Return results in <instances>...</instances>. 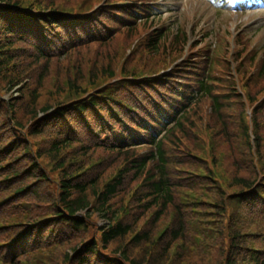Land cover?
<instances>
[{"label": "trees", "instance_id": "1", "mask_svg": "<svg viewBox=\"0 0 264 264\" xmlns=\"http://www.w3.org/2000/svg\"><path fill=\"white\" fill-rule=\"evenodd\" d=\"M76 15L79 14L61 8L57 0H0V94L4 89L10 90L22 83L25 75L30 81L41 83L47 76L49 60L60 55V46L64 49L76 48L79 39L80 43L91 41L87 39L95 29L94 25L98 26V23L92 17L80 20ZM180 30H155L147 39V49L155 51L156 54L160 53L170 35L169 45L179 47L185 40L184 32ZM92 37L91 35L90 38ZM67 42L73 45H64ZM38 65L42 68L32 71ZM28 69L31 70L30 73ZM106 72L107 78L114 77L113 70ZM87 74H80L79 78L75 76L68 82L74 90L71 96H77L76 99L80 100L79 103L70 105L72 108L65 103L58 104L54 109L51 105L39 107L36 102L39 87L36 85L30 92V103L22 110L16 108L14 101L4 103L0 99V203L13 196L12 204L23 203L24 205H19L24 208L26 205L30 208L29 211L36 202L44 204L45 207L41 210L46 209L45 213L37 215L31 211L30 216L35 214L37 220L46 221L36 226L34 233H30L28 238L33 240L36 236L37 240L42 237L46 241L50 237L46 231L48 228L52 229V233L56 234V242L67 245V250L61 255L63 264H181L179 259L185 260L191 249L197 250L211 245V231L217 229L222 235L227 225L229 229L235 222L232 216L227 217L229 209L225 202L231 199L213 184L210 172L207 174L208 180L217 194L214 198L206 196L209 192L206 189H201L202 193L197 192L201 180L199 173L187 169L183 178L188 186L184 184L180 187L181 192L188 190L182 195V205L175 202L176 191L167 171L168 160L164 144L175 133L183 130L191 99L181 109L179 118H173L174 123L166 127L164 136L155 140L158 133L156 127L162 125L161 120L165 122L166 114H160V117L153 106H146L154 105L150 97L163 88L160 84L157 85L160 89L158 92H154L150 84H144L133 94L123 92V87L104 93L99 89L88 93L86 87L90 84L93 87L99 77L94 68ZM123 76L128 78L137 75L123 73ZM195 81L197 83L196 79ZM197 86V92L200 91L201 95L205 97L209 94L203 79L198 80ZM24 90L23 86L19 91ZM171 93L176 96L175 89ZM178 98L186 99L185 95L179 94ZM171 102L172 100H167L160 104L167 106ZM134 108L141 112L140 115L137 116ZM72 110L79 113L78 116H84V119L90 114L96 136L109 133L112 139L107 143L94 139L78 149V154H74L77 150L73 149L68 155L66 149L73 143L70 133L72 127L68 120ZM124 122L130 127L126 126L121 131ZM30 123V129L25 130ZM104 123L107 128L103 127ZM112 129L121 131L118 137L115 132H110ZM4 130L7 132L6 136H3ZM102 130L108 133H103ZM43 135H51L52 138L44 139L46 137ZM28 137L36 140V151ZM38 137H42L40 141ZM106 137L109 138V135ZM141 142L146 143L148 148L145 156L127 149ZM94 150H100L107 160L117 159L113 165L120 161L125 163L122 168L113 171L114 174L108 177L102 187V173L96 178L85 179V176L92 174L95 167L94 163L82 160L89 154L93 155ZM38 159H45L51 168L41 167L37 163ZM106 164L112 165L108 161ZM96 166L98 168L100 164L97 163ZM152 166L153 172L150 169ZM50 173H57L58 177L51 179L48 176ZM129 178L141 182L146 192L141 198L133 195L137 191L132 194L138 208L135 211L141 212L133 213L131 222L128 221V203L123 200L125 187L128 186L125 182ZM255 181L256 177L250 180L240 178L235 183L241 186L239 192L251 190L252 194L258 195L251 196L248 192V197L264 196V183H261L256 192L253 188ZM47 184L58 187L51 200H48L45 191ZM169 210L174 211V214L167 219V226L163 228L165 231H161V228L157 231L160 222L169 215ZM146 211H151L146 219L148 227L139 229L136 222ZM188 211L192 213L189 214ZM44 214L46 215L43 217ZM92 217L106 221L97 232L92 226ZM27 222L31 223L28 219ZM235 228L238 229L228 236L227 249L224 245L222 247L226 254L220 264H264V252L250 255L246 241L251 239L252 234L239 227ZM16 233L18 242L9 246L17 250L19 257L26 250L22 247L26 235L21 236L22 232L18 231ZM45 233L47 236H43ZM65 238L69 240L67 243ZM138 249L142 250L141 259L135 253ZM105 253L114 258L108 259ZM17 254L15 252L11 259L15 260ZM16 262L13 261V264H17Z\"/></svg>", "mask_w": 264, "mask_h": 264}, {"label": "rangeland", "instance_id": "2", "mask_svg": "<svg viewBox=\"0 0 264 264\" xmlns=\"http://www.w3.org/2000/svg\"><path fill=\"white\" fill-rule=\"evenodd\" d=\"M57 2L61 8L79 14L77 18L80 20L90 17L95 19L98 26L94 25L96 27L91 33L93 37L90 38L91 35H89L87 39L91 41L80 43L79 39L76 48L64 49L60 46L62 50L60 55L49 60L47 76L41 83L30 81L25 75L24 80L21 79L22 83L10 90H3L0 94L1 101L4 103L14 101L16 108L22 110L26 104L30 103V92L36 85L39 87L36 100L39 107L51 105L54 109L55 106L63 103L69 104L68 107H71L70 105L79 103L80 100L76 99L77 96L74 98L71 96L74 90L69 86V80L75 76L79 78L80 74L88 75L87 73L92 68L95 69L99 78L93 87L91 84L86 87L88 93L97 89L104 93V91L109 92L111 89L117 90L119 87H123V92L133 94L139 86L144 84H150V87L160 84L163 88L150 97L151 103L156 101L157 97L159 99L172 97L171 91L178 86V83L191 87L196 85L195 79L197 83L198 80L203 79L210 91L209 97L198 93L195 102L187 111V122L184 124L183 130L175 133L164 144L168 160L167 171L174 184L175 202L178 205H182V195L188 190L181 192L182 187H180L184 184L188 186L183 178V175L187 174L185 172L187 169L199 173L201 180L196 189L198 193H202L201 189H206L209 191H206L208 192L206 196L214 198L217 195L208 180L207 174L210 172L213 184L228 199H231L225 202L229 209L227 217L232 216L235 222L229 229L227 225L222 235L217 229L211 231L209 247L191 249V253L186 254L189 256L185 255V260L179 259V261L181 264L222 263L221 259L226 254L222 247L224 245L227 249L228 236L238 229L235 227L252 234L251 239L246 241L250 255L264 252V196L248 197V192L251 196L258 195L252 194L251 190L239 192L241 186L235 183V181H240V178L250 180L256 177L253 185L256 192L261 183H264V72L259 69L264 53V31H260L253 38L239 37V31L235 28L242 21H235L234 17L223 12L219 13L220 16L216 18L213 16L214 10L200 0L187 2L182 13L175 14V11L169 18L151 22L136 21L134 18H128L127 12H123L133 6L141 8L139 4H146L148 0H57ZM252 16L254 14H250L248 18ZM159 28L168 29L171 32L181 29L180 31L184 32L185 40L179 47H172L169 45L170 35L160 53L151 52L146 46L147 39ZM208 39L210 40L208 41ZM66 44L70 47L73 45L70 42L64 45ZM33 68L32 71H38L42 66L38 65ZM110 69L113 70V78H107L106 71ZM28 70L30 73L31 70ZM123 73H135L137 76L124 78ZM23 86L25 90L19 91ZM173 100L176 105L181 103L176 100L175 96H173ZM151 106L147 104L146 108ZM136 110L137 116L140 115L141 112ZM78 115L79 113L74 110L68 115L73 139L72 145L66 149L68 155L73 149L77 150L74 154H78V149L88 145L94 139L105 143L110 138L112 139L111 134L104 130L102 132L108 133L106 135H109V138L104 134L96 136L95 127L91 123L93 117L90 114H87V119ZM30 125L32 124L30 123L25 130H29ZM103 127L107 128L105 123ZM124 127L123 125L121 131ZM121 131L117 129L118 133ZM3 132V136H6L7 132L5 130ZM43 136L46 137L44 139L52 138L51 135ZM10 138L9 135L8 139ZM41 138L38 137V141ZM27 139L29 140L30 137ZM30 141L33 150L36 151V140L30 139ZM127 149L137 151L140 156L148 154L147 146L136 147L135 150ZM94 151L93 155L89 154L82 160L94 163L95 167L92 174L85 176V179L96 178L98 174L102 173L100 181L102 187L108 177L114 174L113 171L116 168L119 170L125 163H120V161L113 165L117 159L107 160L100 150ZM106 161L112 165L107 166ZM37 163L46 169L51 168L50 164H46L45 159H38ZM97 163L100 164L98 168ZM126 166L129 167V164ZM152 168L153 166L150 169ZM48 176L51 179L58 177L57 173H50ZM125 183L128 186L125 187L123 200L126 204L128 203V221L131 222L132 214L141 212L135 211L138 208L134 203L135 198L131 196L137 191L133 195L141 198L146 192L138 180L129 178ZM57 188L51 184L45 186L48 200L54 198ZM1 190L0 184V193ZM12 197L0 203V225H3L0 226V264H13V261H17V264H63L61 255H63V251L67 250V245L56 242V234L52 233V229H47L46 233L50 237L46 241L42 240V237L38 240L36 236L33 240L28 238L30 233H34L36 226L46 221L37 220L35 215L45 213L46 209L41 210L45 207L44 204L34 203L31 211L35 214L30 216L32 213L29 211L30 208L26 205L25 208L20 206L24 204L19 202L17 203L20 205L12 204ZM149 213L151 211H146L136 222L139 229L148 227L146 219ZM187 213L191 214L192 212L188 211ZM173 214L174 211L169 210V215L163 218L164 220L160 222L157 231L160 228L162 231L167 226V219ZM27 219L31 223L27 222ZM34 221L35 223H32ZM18 222L22 224H18ZM91 223L97 232V229L106 224V221L92 217ZM17 231L18 233L22 232L21 236L26 235L22 246L26 250L19 257L17 250L9 246L18 240ZM46 233L43 236H47ZM68 241L66 240L65 243ZM15 252L17 260H12ZM135 253L138 258H142L141 249L136 250ZM106 257L114 258L107 254ZM173 258L175 259V254ZM48 261L52 263H48ZM72 264L74 263L72 262Z\"/></svg>", "mask_w": 264, "mask_h": 264}]
</instances>
